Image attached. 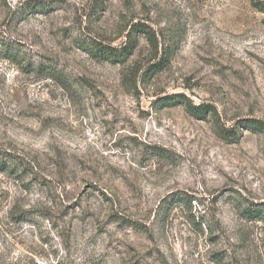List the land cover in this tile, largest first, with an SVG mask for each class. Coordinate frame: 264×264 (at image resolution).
<instances>
[{
	"label": "rangeland",
	"instance_id": "obj_1",
	"mask_svg": "<svg viewBox=\"0 0 264 264\" xmlns=\"http://www.w3.org/2000/svg\"><path fill=\"white\" fill-rule=\"evenodd\" d=\"M28 1L0 0V264H264V0Z\"/></svg>",
	"mask_w": 264,
	"mask_h": 264
},
{
	"label": "trees",
	"instance_id": "obj_2",
	"mask_svg": "<svg viewBox=\"0 0 264 264\" xmlns=\"http://www.w3.org/2000/svg\"><path fill=\"white\" fill-rule=\"evenodd\" d=\"M47 3L43 1H35V0H29L27 2V6L25 9L21 10V13H25V10H38V9H46ZM135 32H143L145 34L147 33V30H134ZM133 31V32H134ZM150 36V34H148ZM138 47V40L136 36L130 35L128 42L122 46L119 49L112 48L109 46H104L102 44H96L95 47L90 49V54L93 58L99 60V61H107L113 64H123L128 61V59L133 55L134 51ZM177 46H175V41L171 38L165 42V44L162 45V48H159V43L157 41V51L161 53V59L159 62L153 66H151V69H148L147 75H149L153 69L162 70L165 66H167L170 62V59L177 51ZM160 50V51H159ZM163 100L169 105H184L188 112L199 119H206L208 115L215 114V109L211 106H194L192 102L189 100V98L184 94H175L171 96H166L163 98ZM247 128L253 129V128H259L264 129V127L259 123L255 121L248 122ZM235 135V134H234ZM2 167V168H1ZM9 167L5 168V164L3 161L0 160V169L1 170H7Z\"/></svg>",
	"mask_w": 264,
	"mask_h": 264
}]
</instances>
